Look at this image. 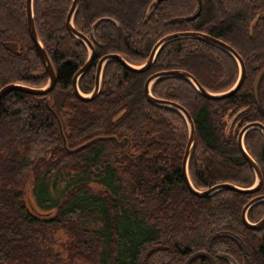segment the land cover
Segmentation results:
<instances>
[{
  "label": "trees",
  "instance_id": "1",
  "mask_svg": "<svg viewBox=\"0 0 264 264\" xmlns=\"http://www.w3.org/2000/svg\"><path fill=\"white\" fill-rule=\"evenodd\" d=\"M32 3L35 29L57 80L47 94L12 90L0 100V264H181L218 231L243 239L249 264H264V225L251 229L241 217L246 203L264 194L261 130L251 128L243 136L261 170L260 187L251 192L220 189L200 197L188 189L182 174L185 117L152 104L144 92L151 74L170 69L190 72L212 93L226 91L239 77L237 60L202 40L175 39L158 50L145 71L108 60L99 94L84 101L76 96L72 78L89 49L67 28L72 0ZM101 17L118 26L110 21L97 25L92 65L77 83L84 94L94 87L103 55L116 53L142 65L154 44L170 33H207L238 52L245 76L228 97L206 98L178 76L157 78L150 91L179 103L193 119L187 169L195 188L254 185L256 174L237 136L249 122L264 125V77L259 85L263 109L252 88L264 66V0H79L72 23L90 38L91 25ZM47 82L27 29L26 0H0V89ZM91 139L84 148L68 151ZM246 217L252 223L262 219L264 200L252 204ZM211 252L229 253L242 264L240 248L230 238H215ZM217 262L231 264L221 258ZM191 264L210 262L201 258Z\"/></svg>",
  "mask_w": 264,
  "mask_h": 264
},
{
  "label": "water",
  "instance_id": "2",
  "mask_svg": "<svg viewBox=\"0 0 264 264\" xmlns=\"http://www.w3.org/2000/svg\"><path fill=\"white\" fill-rule=\"evenodd\" d=\"M32 1L33 0H26L27 29H28V32H29V35H30L32 41L34 42V44L38 50V53L40 55V58H41L42 63L44 65V68L46 70V73L48 76V82L43 87H31V86H27V85H23V84H16V83L7 84L0 89V100L9 91H12V90L23 91V92L31 93L34 95L47 94L54 87L56 80H57L56 72H55V70L51 64V61H50V59H49V57H48V55H47V53L43 47L38 35H37L36 29H35ZM159 1H161V0H157V2H159ZM78 4H79V0H72L71 7H70V9L67 13V16H66V25H67V28L70 31V33L73 34L74 36H76L77 38L81 39L89 49V57H88L87 61L77 70V72L73 75V78H72V85H73L74 92H75L76 96L81 100L89 101V100H92L93 98H95L99 94L100 87H101V71H102L103 66L105 65V63L108 60L115 59V60L119 61L122 65L127 67L128 69H131L134 71H145V70L149 69L151 67V65L153 64L158 50L163 45H165L166 43L173 41L175 39L185 37V38H194V39L202 40L204 42H207V43H210V44H213L215 46L222 48L223 50L230 53L237 60L238 65H239V77H238L236 83L230 89H228L226 91H223L220 93H212V92L206 90L190 72L183 70V69H170V70L157 71V72L151 74L146 79V81L144 83V92H145L148 100L152 104L171 107L173 109L180 111L182 113V115L185 117V120H186L187 125H188V140H187L184 155L182 158L181 168H182V174H183V178H184V181L186 183V186L188 187V189L193 194L200 196V197H208L220 189H231V190H235V191H239V192H251V191L258 189L262 183V173H261V170H260L258 164L256 163V161L246 151L244 144H243V136L246 133V131H248L249 129L258 128L261 130L262 135H263V140H264V125L261 122L255 121V122L247 123L246 125H244L240 129L238 136H237V142H238V145L241 149V152H242L243 156L245 157V159L248 161V163L252 166V168L256 174V182L254 183V185H252L251 187L245 188V187H240V186H237L235 184L226 182V183H219V184L213 185V186H211L207 189H204V190H198L191 183V181L189 179V175H188V169H187L188 159H189V156H190L193 144H194V140H195V126H194L193 119H192L191 115L189 114V112L183 106H181L179 103L172 101V100H169V99L155 97L150 91L151 83L154 80H156L157 78L163 77V76H168V77L178 76V77H182V78L189 80L197 88V90L200 92V94L206 98L220 99V98L228 97L240 88V86L243 82L244 76H245V65H244L243 59L238 54V52L231 45H229L227 42H225V41H223L217 37H214L210 34H207V33L199 32V31H192V30L170 33V34H167V35L163 36L162 38H160L154 44L153 48L151 49V52H150V55H149L147 61L145 63H143L142 65L130 64L121 55L116 54V53H107V54L103 55L98 60L97 65H96V75H95L94 87L90 93L84 94L79 90L77 83H78V79L81 76V74L83 72H85L92 65V61H93L94 54H95L94 43H98L96 36H95V29L100 22L110 21V22L114 23L116 26H118V23L115 20L108 18V17L98 18L91 25L90 38H89L86 35H84L83 33L79 32L73 26V23H72V16L78 7ZM199 8H200V6H199ZM263 77H264V66L258 71V73L255 76V79L253 81V85H252L255 101L262 109H263V107L261 105V100L259 98V85H260V82L263 79ZM59 129H60L61 136L63 138V143H64V145H66V138H65V135L62 131L61 124H59ZM113 139H115L117 141L116 137H114V136H113ZM93 140L94 139L86 141L85 143L78 145L74 148H68V151L74 152V151H77L81 148H84L85 146L89 145ZM117 142L119 144H121L122 140L117 141ZM261 200H264V194L257 195L255 197H253L252 199H250L246 203V205L244 206V208L242 209V212H241V217L243 219V222L246 224L247 227L254 229V230L259 229L264 225V217L262 219H260L259 221L252 223V222H249V220H247L246 211L252 204H254L258 201H261ZM221 236L230 238L231 240L236 242V244L239 246L240 251H241L242 264H249V253H248V249H247L245 242L237 234L230 232V231H218V232L212 233L207 238V240L205 242V247L203 249H197V250H194V251L188 253L185 256V258L183 259V261L181 262V264H191L196 259H201V258L206 259L207 261L210 262V264H218L217 258H221V259H224L226 261H229L231 264H239L237 259L235 257H233L232 255H230L229 253L217 252L216 254H213L211 252L212 241L215 238L221 237Z\"/></svg>",
  "mask_w": 264,
  "mask_h": 264
},
{
  "label": "rangeland",
  "instance_id": "3",
  "mask_svg": "<svg viewBox=\"0 0 264 264\" xmlns=\"http://www.w3.org/2000/svg\"><path fill=\"white\" fill-rule=\"evenodd\" d=\"M29 202H30V203H33V199H32V197H31V195H30V197H29Z\"/></svg>",
  "mask_w": 264,
  "mask_h": 264
}]
</instances>
